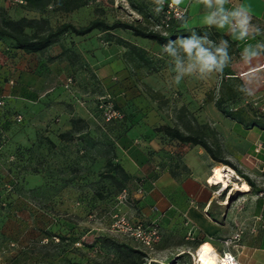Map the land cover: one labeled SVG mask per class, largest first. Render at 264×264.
Returning <instances> with one entry per match:
<instances>
[{
  "label": "crops",
  "instance_id": "1",
  "mask_svg": "<svg viewBox=\"0 0 264 264\" xmlns=\"http://www.w3.org/2000/svg\"><path fill=\"white\" fill-rule=\"evenodd\" d=\"M156 1L161 4V0ZM25 3L0 0V7L14 18L48 17L55 27L53 0L43 13L27 9ZM177 5L186 8L182 27L190 35L205 31L215 38L217 48L233 50L228 73L216 69L201 73L196 67L184 73L177 85L176 60L184 68L191 63L177 48L182 39L169 44L176 53L173 56L165 50L167 45L120 29H94L83 35L64 33L39 51L15 48L10 39L2 38L0 99L30 106L19 112L24 119L14 138L24 137L27 143H33L36 129L28 121L42 116L34 102L42 99L43 88L51 80L56 81L55 76L67 77L73 68H80L81 74L86 71L83 69H93L94 81L110 87L122 118L107 123L93 107L83 105L74 114L66 112V118L77 115L88 121L96 136L97 160L117 165L134 185L140 217L158 224L165 235L173 232L178 236L180 241L175 243L182 249L181 254L188 245L198 250L208 242L218 255L232 252L239 264H264V118L263 125L247 124L227 115L216 104L220 81L235 79L247 89L240 99L243 105L252 102L264 111V0H227L223 5L226 13L241 6L249 10V32L244 40L238 39L228 24L221 29L216 23H204L217 10L214 0L212 7L199 0H182ZM235 24V19L231 20L233 28ZM106 32L111 33L110 44L104 38ZM246 46L260 52V57L245 63ZM161 125L177 127L184 133H199L198 127L202 126L207 135L214 134L218 156L255 183L252 188L243 176L249 185L243 196L246 201L236 209L221 200L209 182L221 163L216 164L202 145L181 142L159 131ZM71 128L68 123L66 130Z\"/></svg>",
  "mask_w": 264,
  "mask_h": 264
},
{
  "label": "rangeland",
  "instance_id": "2",
  "mask_svg": "<svg viewBox=\"0 0 264 264\" xmlns=\"http://www.w3.org/2000/svg\"><path fill=\"white\" fill-rule=\"evenodd\" d=\"M67 7L53 4L55 27L64 22L81 27L94 19L108 23L122 20L168 35L175 23L156 0H88L75 9ZM104 38L110 44L111 33L106 32ZM177 48L186 54L180 42ZM71 55L79 61L77 53ZM83 70L81 74L76 67L67 77L55 76L56 81L43 88L42 99L34 102L42 116L28 121L36 129L32 144L24 137L14 138L23 123L18 115L24 119L19 112L30 106L0 100L8 115L0 119V125L4 123L0 128V264H196L197 249L188 245L180 255L182 249L175 243L180 241L178 236L173 232L167 236L158 224L140 217L134 185L120 168L97 160L96 136L88 121L77 115L66 118V112L74 114L83 105L93 107L103 119L97 97L107 92L114 99L110 87L94 81L93 69ZM242 89L244 86L234 79L220 81L217 91L231 102L243 104ZM68 123L71 130H66ZM52 124L55 128L50 129ZM198 132L220 154L215 135H207L202 126ZM230 167L236 174L227 187L211 184L221 200L238 209L246 201V190L236 188L234 182H247ZM119 217L145 228L156 227L159 237L147 244L126 231L118 223Z\"/></svg>",
  "mask_w": 264,
  "mask_h": 264
},
{
  "label": "trees",
  "instance_id": "3",
  "mask_svg": "<svg viewBox=\"0 0 264 264\" xmlns=\"http://www.w3.org/2000/svg\"><path fill=\"white\" fill-rule=\"evenodd\" d=\"M55 5H64L66 9V5L68 6V10L75 9L79 6L87 4L88 0H53ZM25 4H23L27 9L37 10L40 13H43L47 10L50 2L52 0H25ZM161 5V4H160ZM162 9L165 11V6L161 5ZM0 39L8 38L11 40L12 46L15 48H22L26 51H39L45 49L54 43L58 38L64 33H75L77 35H83L89 33L94 29L101 30H112L119 27L128 28L133 31L135 35L148 37L157 40L161 44H172L171 42L176 39H195L196 41H200V47H203L207 51L212 54H216V41L215 38L205 31L197 30L195 31V35H190L189 32L182 27L184 23V18L175 19L174 25L169 29L168 35H163L154 30H146L142 27L134 25L129 22H125L122 20H116L113 23H108L102 19H94L87 25H82L78 27L70 22H64L60 24L58 27H53L50 24V20L48 17H29L22 16L19 18H14L10 12L0 7ZM225 61L224 66L219 70L220 73L226 74L229 72L228 63L230 61V56L233 52L231 48H224ZM219 59V58H218ZM1 100V99H0ZM229 98H224L220 96L216 104L217 106L227 115L232 118H236L240 121H244L247 124H262L261 119L264 118V111L257 105L252 102H249L245 105L237 104L235 102H231ZM229 102V103H228ZM228 103V104H226ZM117 106V105H116ZM6 108L0 106V119L6 114ZM8 117V115H5ZM2 120V119H1ZM22 120V119H21ZM3 123V121H2ZM4 124V123H3ZM0 125V128L4 126ZM263 125V124H262ZM159 131H164L168 136L173 139H177L181 142H191L194 144L202 145L212 156L214 160L217 162H221L222 165H232L228 160L223 159L218 156L216 149H214L207 139L201 135L200 133H184L177 127H172L169 125H161L157 128ZM66 137H68V133H66ZM111 164V163H109ZM114 168H119L117 165H111ZM236 168V167H234ZM248 183L255 187V183L253 180L247 175H243ZM182 255V254H180Z\"/></svg>",
  "mask_w": 264,
  "mask_h": 264
},
{
  "label": "clouds",
  "instance_id": "4",
  "mask_svg": "<svg viewBox=\"0 0 264 264\" xmlns=\"http://www.w3.org/2000/svg\"><path fill=\"white\" fill-rule=\"evenodd\" d=\"M182 0H172L173 4H180ZM199 2L204 3L208 7H212L213 0H199ZM217 10L205 18L204 23L213 24L216 23L221 29L224 28L226 24L229 25L230 30L233 34H236L238 39L244 40L248 36L249 32V20L251 15L249 10L243 6L235 8L230 12H225L223 5L227 0H214ZM235 19L236 24L233 28L231 25V20ZM200 41L195 39H188L180 41V47L183 52L187 54V57L191 63H189L187 68H184L179 59L176 60V70L179 75L175 78V84H179L181 81V76L184 73H191L194 68L198 67L201 73L212 72L213 69L219 71L224 66L225 55L223 47L216 49V54H212L203 47H200ZM166 51H169L173 56L176 53L171 49V45L167 46ZM195 50V51H194ZM260 57V52L254 50L251 46H246L243 49V60L245 63H250L253 59ZM219 58V59H218ZM247 91V89H242Z\"/></svg>",
  "mask_w": 264,
  "mask_h": 264
},
{
  "label": "built area",
  "instance_id": "5",
  "mask_svg": "<svg viewBox=\"0 0 264 264\" xmlns=\"http://www.w3.org/2000/svg\"><path fill=\"white\" fill-rule=\"evenodd\" d=\"M21 3L25 2V0H15ZM161 5L165 6V13L168 19H181L186 15V8L181 7L177 4H173L170 0H161ZM71 80L70 78L68 79ZM98 108L101 112L103 120L107 123L113 122L115 120L122 118L121 110L116 106L114 99L111 97V93H105L97 97ZM264 108V103H263ZM18 119L21 120L22 116L18 115ZM118 223L126 230L131 231L137 237L144 240L147 244H151L152 241H155L159 237V232L156 227L145 228L143 224L137 223L132 224L127 221L124 217L118 218ZM238 233L234 239L239 237ZM227 243H231L229 240ZM222 259L227 258L229 262H234V264H239L235 255L230 251H224L221 254Z\"/></svg>",
  "mask_w": 264,
  "mask_h": 264
},
{
  "label": "bare ground",
  "instance_id": "6",
  "mask_svg": "<svg viewBox=\"0 0 264 264\" xmlns=\"http://www.w3.org/2000/svg\"><path fill=\"white\" fill-rule=\"evenodd\" d=\"M235 174L236 172L229 165H221L209 176V182L212 184L222 183L224 187H227L230 184L231 176ZM234 186L243 190L249 189V185L245 182L243 184L234 182ZM217 253L210 243L204 242L198 249L196 264H234L227 258L222 259L221 255Z\"/></svg>",
  "mask_w": 264,
  "mask_h": 264
}]
</instances>
